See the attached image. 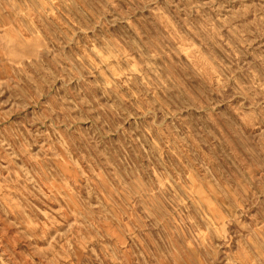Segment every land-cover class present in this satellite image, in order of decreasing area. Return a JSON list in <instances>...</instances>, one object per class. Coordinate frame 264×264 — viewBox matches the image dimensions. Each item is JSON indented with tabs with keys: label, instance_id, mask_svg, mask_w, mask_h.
I'll list each match as a JSON object with an SVG mask.
<instances>
[{
	"label": "rangeland",
	"instance_id": "obj_1",
	"mask_svg": "<svg viewBox=\"0 0 264 264\" xmlns=\"http://www.w3.org/2000/svg\"><path fill=\"white\" fill-rule=\"evenodd\" d=\"M0 264H264V0H0Z\"/></svg>",
	"mask_w": 264,
	"mask_h": 264
}]
</instances>
